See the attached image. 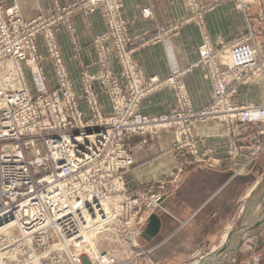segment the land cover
<instances>
[{"label": "built area", "instance_id": "1", "mask_svg": "<svg viewBox=\"0 0 264 264\" xmlns=\"http://www.w3.org/2000/svg\"><path fill=\"white\" fill-rule=\"evenodd\" d=\"M116 1L76 0L33 19L24 18L17 6L0 5V264H88L79 257L87 250V238L94 241L98 254L88 256L92 264H120L116 256H127L129 249L139 246L149 214L170 193L165 180L147 189L129 187L134 156L128 141L172 131L173 148L187 152L194 161L216 165L210 158L214 151L201 148L193 134L194 124L219 120L231 129L238 123L264 120V106H240L233 100L239 84L263 72L264 57L255 43H225L218 49L205 40L199 64L208 71L215 105L196 109L185 90L182 70L176 69L165 81L143 78L138 63L132 61L134 41L124 34L128 23L110 13L118 12ZM188 1L196 12L204 10L196 0ZM102 7L110 29L95 40L101 69L86 70L82 76L92 112L85 119L55 26L67 23L72 12ZM144 14L151 13L147 9ZM39 39L44 40L53 64L56 86L52 89L47 87ZM107 39L117 52L120 78L110 71ZM25 68L33 74L37 93ZM6 72L14 75L16 86L3 81ZM95 83L111 99L110 114L100 109ZM163 84L176 93L177 110L142 114L141 99ZM12 224L15 235L1 231ZM140 256L142 252L126 257L122 264Z\"/></svg>", "mask_w": 264, "mask_h": 264}, {"label": "crops", "instance_id": "2", "mask_svg": "<svg viewBox=\"0 0 264 264\" xmlns=\"http://www.w3.org/2000/svg\"><path fill=\"white\" fill-rule=\"evenodd\" d=\"M75 1L0 0L5 6H18L26 19L49 15L57 7ZM215 1L213 9L204 15L201 27L200 23L184 22L188 14L185 0H121L123 17L131 24L130 36L135 47L132 55L143 78L162 80L176 69L182 70L196 109L206 106L213 95L212 82L199 65V47L205 38L213 44H225L251 31L256 39H264V0H248L244 10L234 0ZM146 9L152 13L149 18L144 16ZM70 20L72 30L60 23L55 26V33L80 106L88 114L81 75L86 70L97 73L101 69L95 40L106 32L107 24L99 11L76 13ZM176 24L178 29L165 33ZM39 43L48 70L47 87L52 89L54 76L43 42ZM105 47L111 72L121 74L113 42L105 40ZM228 54L225 51V59L230 57ZM253 84L239 86L234 102L264 104V84ZM97 90L101 111L110 114L109 96L99 86ZM176 108L177 97L166 87L154 89L139 104L144 115L171 113ZM238 129L241 161L260 152V159L250 165L247 174H236L234 167L227 165L226 128L218 121L193 125L200 147L214 149L216 165L187 164V155L172 147V131L137 136L128 142L135 159L127 177L130 188L143 189L168 172L180 168L183 171L180 186L164 199V208L151 214L153 232L140 240L143 259L126 264H144L145 260L150 264H190L197 259L201 264H264V122L240 124ZM89 244L92 247L93 241ZM93 249L96 251L95 245Z\"/></svg>", "mask_w": 264, "mask_h": 264}, {"label": "rangeland", "instance_id": "3", "mask_svg": "<svg viewBox=\"0 0 264 264\" xmlns=\"http://www.w3.org/2000/svg\"><path fill=\"white\" fill-rule=\"evenodd\" d=\"M118 1V2H117ZM116 1V3L118 4V12H110L112 15H114V16H117V15H119V18H122L124 21H126L127 23H128V26H126V30L124 31V34L125 35H127L130 39H132L133 37H131L130 36V22L126 19V18H124L123 17V14H122V4H121V0H117ZM235 2H236V5L238 6V7H241V8H243V10L245 9V7H247L248 6V0H234ZM185 2H186V4H187V7H188V14H187V17H186V19L184 20V22L185 23H194V24H199L201 27L203 26V24H204V15H206V13L208 12V11H210V10H212L213 9V7H214V5H215V3H216V1L214 0L213 2L211 1V2H203V1H201V0H196V2L198 3V4H200V6H203L204 7V10H202L201 12L199 11V12H196L195 10H193L191 7H190V3H189V1L188 0H185ZM0 5L1 6H3L4 8L6 7V8H8V7H13V6H5V5H3L1 2H0ZM14 6H16V5H14ZM18 7V6H17ZM147 10V9H146ZM149 10V9H148ZM96 11H99V12H101V14L103 15V17H104V19H105V22H106V24H107V30L106 31H108L109 29H110V23H108V20L106 19V17H105V10H104V8L102 7V9L101 8H96L94 11H88V10H78V11H75V12H72V13H70L69 14V16H68V19H67V23H65L66 25H67V27H68V30L70 31V30H72V27L70 26V24H69V22L71 21L70 20V18H71V16L72 15H74V14H76V13H82V14H89V13H92V12H96ZM145 11V10H144ZM20 12H21V10H20ZM55 12V11H54ZM53 12V13H54ZM149 12L151 13V11L149 10ZM152 15V13L150 14V16ZM40 16H43V15H40ZM44 16H48V15H44ZM144 16L146 17V18H149L150 16H146L145 14H144ZM39 17V16H38ZM180 24V23H179ZM179 24H176L175 26H173L172 28H169L165 33H169V32H172L173 30H176V29H178V25ZM57 26V25H56ZM105 33V32H104ZM103 33V34H104ZM55 36H56V33H55ZM99 36V35H98ZM39 40H41L42 42H43V46H44V48H45V50H46V53H47V57H48V60H49V65H50V67H49V69H51V75L53 74V76H54V78L52 77V81L55 83V86H56V78H55V74H54V71H53V64H52V62H51V59H50V55H49V53H48V50H47V48H46V44H45V42H44V40L43 39H39ZM56 40H57V37H56ZM205 40H207L208 42H210L208 39H207V37L205 38ZM244 40H249L250 42H252V43H255L260 49V54H261V56H263L264 57V39H261V40H258V39H256L254 36H253V34H252V32L250 31L249 32V34H246V35H244V36H242V37H240V38H234V39H232L231 41H229V42H227V43H232V42H238V41H244ZM205 42V41H204ZM204 42L201 44V46L199 47V52H200V58H201V47H202V45L204 44ZM57 43H58V41H57ZM211 43V42H210ZM38 44H39V48H40V43H39V41H38ZM215 48H218V49H221L222 48V44H213V43H211ZM59 45V44H58ZM60 47V46H59ZM130 50H132L133 52H134V45L133 44H131L130 45ZM95 48H96V52H97V55L99 56V52H101V50H100V46H95ZM115 49V48H114ZM227 49V48H226ZM40 52H41V48H40ZM115 53L117 54V52H116V50H115ZM41 54L43 55V53L41 52ZM225 54V53H224ZM229 55V54H228ZM134 56V55H133ZM43 59H44V56H43ZM99 60H100V57H99ZM227 61H229V58H227L226 59ZM117 61H119V59H117ZM132 61L133 62H135V63H138L137 62V60L133 57V59H132ZM200 61V60H199ZM65 62V61H64ZM100 62V61H99ZM119 63H120V61H119ZM121 65V64H120ZM130 65H132V63H130ZM199 65H202V64H199ZM11 66V65H10ZM67 67V66H66ZM43 68L45 69V71L47 72V75H48V70H47V67L45 66V64H43ZM201 68L205 71V72H207V75H208V71L206 70V68H205V66H201ZM11 69H13V67H11ZM111 71V70H110ZM25 72H26V77H27V79H28V82H29V84H30V87H31V89H32V91H33V93H37V89H36V87H35V82H34V79H33V74H32V72H31V70L29 69V68H25ZM83 74H84V72L82 73V75H81V85H82V89H83V82H82V76H83ZM69 75H70V73H69ZM114 75V74H113ZM115 77H118V78H120L121 76H120V74L119 75H114ZM2 77H3V81L6 83V84H9V83H12L13 84V82L11 81V76H10V74L9 73H4L3 75H2ZM169 77V76H168ZM167 77V78H168ZM71 78V77H70ZM158 78V77H157ZM167 78H165V79H162V81H165ZM159 79V78H158ZM210 79V78H209ZM264 67H263V72H261L260 74H258L255 78H253L250 82H246V83H242V84H239L238 86H237V88L239 87V86H243V85H249V84H253V83H257V84H260L261 82L264 84ZM72 80V79H71ZM160 80V79H159ZM182 80H183V77H182ZM183 83H184V85H185V90L187 91V94L190 96V94H189V92H188V90H187V87H186V84H185V82H184V80H183ZM13 85H17V82L15 81L14 82V84ZM253 85H255V84H253ZM97 86H99V88H100V90H101V92H104V89H103V86L100 84V83H95L94 84V88H95V92L97 93V97H98V102H99V92H98V90H97ZM212 86H213V84H212ZM162 87H166V88H169V89H171V90H173L172 88H170L169 86H166L165 84H163V85H161V86H158L157 88H162ZM75 88V87H74ZM174 91V90H173ZM237 91H238V89H237ZM237 91L233 94V97H234V95L237 93ZM105 93V92H104ZM175 93V92H174ZM107 94V93H106ZM150 94V93H149ZM176 94V93H175ZM213 94H214V91H213ZM76 95H77V93H76ZM108 95V94H107ZM109 96V95H108ZM77 97H78V95H77ZM177 97V96H176ZM83 98H84V100H85V104L87 105V109H88V114H86L85 113V111L83 110V108L80 106V102H78L79 103V107H80V109L83 111V114H84V117H85V119H89V118H91V116H92V112H91V108H90V106H89V103L87 102V100H86V96H85V94H84V89H83ZM110 98V97H109ZM143 99H141V101H142ZM190 100H191V97H190ZM212 100H213V95H212ZM212 100L206 105V107H212V106H214L215 105V102H212ZM110 101H111V99H110ZM140 101V102H141ZM191 102H192V100H191ZM236 103V102H235ZM236 104H238V105H240V106H258V107H260V106H264V104H262V105H255V104H239V103H236ZM177 106H178V99H177ZM205 107V106H204ZM113 109V108H112ZM176 110H177V108H176ZM175 110V111H176ZM174 111V112H175ZM171 113H173V112H171ZM209 121H218V122H221V123H223L224 125H225V128H226V138H227V141H226V147H227V158H228V162L229 163H227V165L229 164V167H234V170H235V173L236 174H247L248 173V171H249V167H250V165H252V164H254L255 162H256V160H259L260 159V152H256V153H254V154H252L251 156H248L247 158H244V160L245 161H241V159H242V150H241V148H240V146H239V144H238V142H237V138H238V128H239V125L240 124H256V123H261V122H264V120H262V121H259V122H255V123H238V124H236L235 126H234V128H231V129H229L228 128V126H227V124L226 123H224V122H222V121H219V120H209ZM234 129V130H233ZM173 134H174V132H173ZM193 134H194V132H193ZM195 135V134H194ZM141 136H143V135H141ZM174 136H175V134H174ZM137 137V136H136ZM196 137V136H195ZM135 138V137H134ZM197 138V137H196ZM198 139V141H199V143H200V139L199 138H197ZM175 140H176V136H175ZM175 140H174V142H175ZM129 142V141H128ZM128 144V143H127ZM129 147V146H128ZM172 147H173V144H172ZM204 148H211L213 151H214V149L212 148V147H204ZM130 149V148H129ZM173 149H175V148H173ZM131 151V150H130ZM182 152V151H181ZM182 154H185V155H187L188 153L187 152H183ZM187 164H203V165H207V163L208 162H197V161H194L193 160V158L192 157H190L189 158V155H187ZM215 156L214 155H210V158L212 159H214L215 160V158H214ZM215 162V161H214ZM212 165H215V164H212ZM244 165H248V167H247V170L245 171V172H240V169L244 166ZM134 166H135V159H134ZM133 166V167H134ZM209 166V165H208ZM211 166V165H210ZM182 171H183V168L181 169H176V170H174V171H171V172H168L167 174H165V175H163L161 178H159L156 182H154V183H150V184H145V186H144V188L145 189H147L149 186H158V184H159V182H161V181H166L167 182V188L168 189H170V193L167 195V196H169V195H171L179 186H180V183H181V181H182ZM132 189V188H131ZM167 196H165L164 197V199L167 197ZM164 199L162 200V205L159 207V208H157L156 210H154L153 211V213L155 212V211H157V210H160V209H163L164 208V206H163V201H164ZM152 213V214H153ZM151 214V213H150ZM150 214H149V216H148V220H149V217H150ZM147 223H148V221H147ZM147 223H146V226H145V228H144V232H145V229H146V227H147ZM143 232V233H144ZM89 238H87V240H88ZM110 238H108V240H109ZM108 240H106V241H108ZM141 240V239H140ZM90 241V240H89ZM89 241H88V246H90V244H89ZM105 241V242H106ZM112 242V241H111ZM94 243V242H93ZM106 245V244H105ZM105 245H100V247H102V248H104V246ZM107 246V245H106ZM105 246V247H106ZM134 250H128V252H127V256H125V255H122L121 257L120 256H116L117 257V260H118V262L120 263V264H122V261H124L125 259H126V257H132V258H134V257H136L138 254H140L141 252H142V250H141V241H139V246L138 247H135V248H133ZM99 251V250H98ZM89 255H91V256H93V257H97L98 256V254H97V251H91L90 252V250H85V251H81L80 252V259L82 260H85V261H88V264H92V260L91 259H89L88 258V256ZM263 256H264V254H263ZM101 258H102V260H103V256L101 255ZM120 258V259H119ZM139 259H143V256H140L138 259H137V261L139 260ZM200 259H198V261H199ZM195 261V260H194ZM193 261V262H194ZM196 262H197V260H196ZM200 263H196V264H201V260L199 261ZM143 263L144 264H150V261L148 260V261H143ZM190 264H192V262L190 263Z\"/></svg>", "mask_w": 264, "mask_h": 264}, {"label": "bare ground", "instance_id": "4", "mask_svg": "<svg viewBox=\"0 0 264 264\" xmlns=\"http://www.w3.org/2000/svg\"><path fill=\"white\" fill-rule=\"evenodd\" d=\"M10 65H11V67H13V64L12 63H9ZM11 76V75H10ZM3 78V77H2ZM14 80V81H13ZM11 81H13V84H14V82H15V78H14V75L13 76H11ZM14 226V224H12V225H10V226H8V227H6L5 229H2L1 231H4V230H6V232L9 234V235H15L14 233H16V228L15 227H13ZM144 234V233H143ZM89 240H92L91 238H89L88 240H87V249L88 250H90V252L91 251H93L94 249V243H93V246L92 247H90V246H88V241ZM93 241V240H92ZM94 242V241H93ZM79 257H80V255H79ZM81 260V259H80ZM200 261V260H199ZM198 261V259H197V262L198 263H200ZM196 262V260L194 261V262H192V264H196L197 263Z\"/></svg>", "mask_w": 264, "mask_h": 264}, {"label": "water", "instance_id": "5", "mask_svg": "<svg viewBox=\"0 0 264 264\" xmlns=\"http://www.w3.org/2000/svg\"><path fill=\"white\" fill-rule=\"evenodd\" d=\"M152 215L149 217V220H148V223H147V227L145 229V232H144L143 236L146 235V233L153 232V229H152L153 227L150 225V222L154 219V217Z\"/></svg>", "mask_w": 264, "mask_h": 264}]
</instances>
